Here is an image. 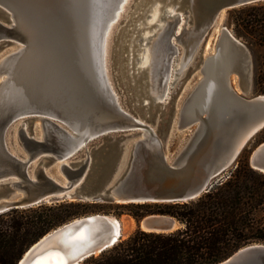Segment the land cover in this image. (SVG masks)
Wrapping results in <instances>:
<instances>
[{"label": "water", "instance_id": "obj_1", "mask_svg": "<svg viewBox=\"0 0 264 264\" xmlns=\"http://www.w3.org/2000/svg\"><path fill=\"white\" fill-rule=\"evenodd\" d=\"M120 1L0 0V44L3 41L23 44L21 49L6 56L0 70V74H7L0 82V214L65 201L188 202L208 191L264 129V94L246 95L251 87V56L223 25L218 39L243 55V66L236 61L232 69H223L219 82L208 83L204 97L195 98V103L190 105V117L185 124L180 118L175 123L173 117L166 123L170 116L169 98L156 101L149 97L145 70L140 67L135 70L136 62L141 59L137 41L143 38L140 32L149 24L146 21L149 10L156 1L162 2L160 10L175 3L174 24L179 20L178 10L183 7L181 12L193 26V36L197 41L201 39L200 46H204L222 10L264 0H138L133 3L124 26L110 35L108 68L115 85L127 92V101L134 102L132 108L136 113L152 116L151 110L161 111L162 128L154 131L119 113L107 95H102L99 66L100 45L107 26L105 14L111 18ZM102 7L105 14L99 21ZM138 20H141L139 24ZM168 47L173 50L175 46L168 43ZM241 67L250 75L246 81L240 79ZM232 74L238 76L242 93L233 88ZM145 98H149L148 103L144 102ZM41 115L49 123L42 134H37L33 122ZM28 119L32 120L31 125ZM18 120L26 127H20L17 132L22 152L13 149L8 138L9 129ZM65 124L87 131L81 142L73 145ZM192 124L196 128L181 152L176 158L167 159L162 138L164 126L168 135L173 125L183 130ZM129 130L147 132L149 137H139L127 145L126 136L118 133ZM101 136L104 143L90 145ZM80 151H83L80 160L75 164L68 162ZM63 156L67 162L59 164L62 176L59 178L47 168L59 163ZM248 161L254 170L264 173V141L251 151ZM34 163L36 166L31 171ZM96 219L107 221V215L86 214L54 228L47 233V238L45 234L31 244L16 264L24 255L41 250L40 247L46 250L59 246V237L64 233L75 232ZM138 225L144 231L169 233L178 228V221L168 215L149 214ZM116 243L100 244L84 253L76 264ZM211 264H264V243L248 244Z\"/></svg>", "mask_w": 264, "mask_h": 264}, {"label": "trees", "instance_id": "obj_2", "mask_svg": "<svg viewBox=\"0 0 264 264\" xmlns=\"http://www.w3.org/2000/svg\"><path fill=\"white\" fill-rule=\"evenodd\" d=\"M259 177L264 173L249 165L244 148L235 167L194 200L127 204L137 208L130 210L135 219L163 214L182 226L169 233L138 229L82 264H211L243 246L260 243L264 241V222L255 212L264 206V185L257 180ZM81 205L61 202L0 214V264H16L31 244L84 213L79 212Z\"/></svg>", "mask_w": 264, "mask_h": 264}, {"label": "bare ground", "instance_id": "obj_3", "mask_svg": "<svg viewBox=\"0 0 264 264\" xmlns=\"http://www.w3.org/2000/svg\"><path fill=\"white\" fill-rule=\"evenodd\" d=\"M130 1L131 0H121L118 6L115 8L113 16L111 18L104 13L105 11H102L104 8H101L99 21L103 20V15L105 14V16L107 17V26L105 30L103 29V41L100 45L101 63L99 66V72L101 73L103 81V85H100V87L103 90V97L106 94L107 99L111 101V104H113V106L117 108L119 113L128 115L133 120L149 126L154 131L156 128L155 125L150 124L142 118L133 115L132 113H130V111L122 106L119 95L112 83L108 68L111 42L110 35L114 31L116 24L122 21V18L124 17V14L127 10L126 5L130 3ZM159 6H161L159 4V1L151 4V8L149 10L150 17L147 18V22L149 24L144 25L146 26L145 29L151 28L153 26H156V28L153 31H150L151 33H149L148 35H145L142 30L141 35L143 36V38L142 40L138 39L137 41L140 47L138 56L141 59L140 61L136 62L137 64L135 70L137 71V67L145 70L146 75L144 82H146L147 84L148 96L152 99H155L156 101H164L166 98H169V87L172 86L173 83L177 80L176 75L178 74L179 76V74L186 68V66H188L191 60L199 55L201 39L199 41L195 39L192 33L193 26L185 19V15L183 14V12L179 13L178 11L179 20L176 24H174L172 16L173 14L177 13L175 6L173 5V7L167 8L169 4L165 5V8L163 9H166L167 13H164V10H160ZM221 12L218 14L217 20L218 17L221 16ZM140 21L141 20H138V24L140 23ZM218 30L220 31V29ZM229 32L232 36H234L231 31ZM177 34H180L178 39L176 38ZM217 35L219 36V33ZM218 36L215 44H213V52L206 54L202 59L203 61L199 68V73L202 75V77L196 82V84L189 91L188 95L181 103V106L179 107L177 113L178 115H180V117L178 116V119H176L175 123L178 122L179 118L182 120L183 124L186 123V120L190 117V105L192 103H195V98L200 96L204 97L205 89L208 86V83L217 81L219 82L222 79L225 72L223 69H232L230 67H232L233 64L236 63V61L239 64L241 63V65L244 63L243 55L237 53V51H235L232 47H229V45H227L223 39H218ZM209 37L204 45L205 52L209 51L212 48L210 43L211 40L209 39ZM168 43L174 44L175 47L173 50L168 47ZM177 44H180V46H182L181 53ZM22 47L23 44L21 42H18L13 50L1 55L0 70L1 66L5 63V60H7L6 56L14 51L21 49ZM129 61H132V53L130 54ZM174 62L177 63L174 64ZM173 64L175 65L174 68ZM211 66H213L212 69H210ZM242 71L243 72L240 79L242 81H246V79L250 78V75L246 74L243 68ZM172 76H174V79L172 78ZM5 78H7V74L2 72V74H0V82ZM171 78L173 81L170 82ZM233 83L234 82L231 77V84L233 88L237 92H240L239 85H234ZM36 120L40 121L39 134H42L49 121L43 118L42 115ZM20 127H25V123L23 121H21L20 125L18 126L16 134ZM64 128L71 136L73 145L81 142V139L87 133V131L84 132L80 129L77 130L75 127L68 126L67 124H65ZM10 132L11 128L8 131V136L10 135ZM139 135L141 138H143V136L145 138L149 137L147 132L139 133ZM12 152H14V150H12ZM165 156L167 157V155ZM62 161L67 162L66 156L59 158V163H57L58 170L59 164ZM96 214L107 215V221L96 219L95 221H89L88 223L84 224L75 232L64 233L59 237V246L55 248L50 247L46 250L42 249L44 247H40L41 250L37 249V251L34 253H28V255H24L19 264H53V262L57 259L65 260L66 264H76L78 259L82 257L84 253L93 250L100 244L112 243L114 241L118 242L125 234H127L132 226L135 225V219L129 215L118 217L112 214ZM96 214L89 215L93 216ZM51 232H53V230ZM48 234L45 235L44 238H47ZM56 253L60 254L59 257L54 255ZM95 253L97 254L98 251H96Z\"/></svg>", "mask_w": 264, "mask_h": 264}, {"label": "rangeland", "instance_id": "obj_4", "mask_svg": "<svg viewBox=\"0 0 264 264\" xmlns=\"http://www.w3.org/2000/svg\"><path fill=\"white\" fill-rule=\"evenodd\" d=\"M135 1L137 2L138 0H131L130 4L127 6L126 13L124 14V17L122 18V21L116 25L114 28V31L119 30L126 21L129 18V11L132 10L133 8V3L135 4ZM160 5H162V2H159ZM175 3L169 4L167 8L173 7ZM165 8V7H164ZM183 8V7H182ZM179 9V13H182L183 9ZM220 14L221 16L218 17V20L211 30V35L209 34V39L211 40V46L212 48L209 51H204L205 46L203 44L200 46V52L199 55H197L191 62L186 66V68L177 76V80L173 83L172 86L169 87V100L167 102L168 106L170 107V116L167 117V115H163L162 117L165 118L167 117L166 123L171 119V117L174 118L173 121L176 120L177 118V112L179 107L181 106V103L185 99V97L188 95L189 91L193 88V86L196 84V82L202 77V75L199 73V68L202 63L203 57L208 54L213 52V44H215V41L217 39V34L219 33L220 27L223 25L226 27L229 31L232 32V34L247 48L250 56H251V62H252V70H251V87L249 90V93L246 94L248 96H255L259 94H264V1L256 2V3H251L248 5L232 8L229 10H223ZM147 21V20H146ZM218 28H217V26ZM156 28V26H153L151 28H147L143 30V33L145 35H148L151 33L150 31H153ZM217 28V30H216ZM216 30V31H215ZM149 31V32H148ZM142 33V32H140ZM215 36V37H214ZM214 39V40H212ZM16 43L13 42H8V41H3L0 44V57L1 55L13 50L16 47ZM177 46L180 49V53L182 52V46L180 44H177ZM177 63V62H176ZM174 62V64H176ZM173 64V65H174ZM175 65L173 66V68ZM172 68V69H173ZM111 69V68H110ZM112 71V70H111ZM132 71V70H131ZM116 73V72H114ZM112 72L110 73L111 76ZM233 79V84L234 85H239V78L236 76V74L231 75ZM174 79V76H172ZM171 78L170 82L173 81ZM112 83L119 95L120 101L122 106L127 109L128 111L132 112L135 116H138L142 118L143 120L149 122L150 124H153L156 126V128H162V121L160 119V114L161 111L158 110L156 113L154 110H151L152 116H149V114H145L144 116H141L139 113H136L133 108L132 104L134 103H129L127 101V92H125L120 86L115 85L116 83ZM180 82V85H179ZM240 93H242L240 91ZM149 98H145L144 102L148 103ZM22 120H18L11 126V132L9 137V141L12 143L13 149L17 150L18 152H22L21 148L18 144V139H17V134L16 130L18 126L20 125ZM30 122L31 125V119L27 120ZM34 128L35 132L39 134L40 132V121L35 120L34 122ZM167 125V124H166ZM163 128L164 132L162 134V138L165 140V150H166V155L169 160H172L178 156V154L181 152L182 148L186 144V142L189 140V138L192 136L196 124H192L188 128H185L183 130H178L175 128L173 125V128L171 129V132L167 135L166 134V126ZM120 135L126 136L124 141L127 145H130V143L137 138L140 137L139 131L137 130H129L125 132H120L118 133ZM264 132L256 135L245 147L246 148V155L250 156L251 151L264 139ZM104 143V137H99L96 138L95 140H92L90 142V145H100ZM83 153V151L78 152L76 155L71 157L68 162H71L75 164L78 160H80V155ZM49 159V157H46ZM44 159V161L46 160ZM237 161L229 167L220 177H223L224 175L228 174L231 169H233L236 165ZM36 166V163H34L31 166V171L33 168ZM48 171L51 174H54L55 176L62 178L61 174L58 172L57 168V163L51 164L48 166ZM259 172V171H258ZM218 179V180H219ZM261 184L264 185V177H259L257 179ZM217 181V180H216ZM85 184H83L81 187L84 188ZM65 202H70V201H65ZM82 203L78 209L79 212H84L79 216L86 215V214H96V213H102V214H109V215H115L118 217H124V216H132L130 214V210H137V208H134L132 206H128L127 204H120V203H115V202H79ZM57 204V203H56ZM138 204V203H137ZM43 205V204H42ZM44 205H55V204H44ZM256 217L260 219V221L264 222V206L258 209L256 212ZM149 215L145 214L144 216ZM76 216V217H79ZM142 216L140 219H135V225L132 226V228L125 234L121 240H119L117 243L120 241H123L130 237L135 231L140 229L138 223L139 221L144 217ZM182 225L178 222V228L181 227ZM177 228V229H178ZM142 230V229H140ZM50 232V231H49ZM116 243V244H117ZM264 243V241L260 242ZM115 244V245H116ZM115 245L112 247L108 248L107 250L113 248ZM105 250V251H107ZM104 252V251H103ZM101 254V253H100ZM100 254H95L93 255L94 257L99 256ZM91 257V256H90ZM86 260V259H85ZM84 260V261H85ZM84 261H82L80 264H82Z\"/></svg>", "mask_w": 264, "mask_h": 264}, {"label": "snow or ice", "instance_id": "obj_5", "mask_svg": "<svg viewBox=\"0 0 264 264\" xmlns=\"http://www.w3.org/2000/svg\"><path fill=\"white\" fill-rule=\"evenodd\" d=\"M54 255H56L57 257H59L60 254L59 253H56ZM53 264H66V261L63 260V259H57L56 261L53 262Z\"/></svg>", "mask_w": 264, "mask_h": 264}]
</instances>
